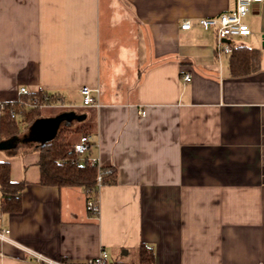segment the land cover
I'll list each match as a JSON object with an SVG mask.
<instances>
[{
    "label": "crops",
    "instance_id": "1",
    "mask_svg": "<svg viewBox=\"0 0 264 264\" xmlns=\"http://www.w3.org/2000/svg\"><path fill=\"white\" fill-rule=\"evenodd\" d=\"M235 4L0 0V119L22 88L61 99L0 142L11 180L26 183L18 213L2 212L0 190V264H37L30 252L82 264L103 249L119 264H264V0L245 19L251 34L224 42L259 50L256 73L233 77L231 54L197 24ZM62 114L50 140L31 137ZM68 126L80 130L68 142L86 131L85 157L115 172L98 217L82 187L41 184L38 148Z\"/></svg>",
    "mask_w": 264,
    "mask_h": 264
},
{
    "label": "trees",
    "instance_id": "2",
    "mask_svg": "<svg viewBox=\"0 0 264 264\" xmlns=\"http://www.w3.org/2000/svg\"><path fill=\"white\" fill-rule=\"evenodd\" d=\"M230 72L233 77H243L260 70V51L246 46H233L230 56ZM59 96L47 92H31L21 95L16 102L1 105L0 142L21 135V126L31 125L41 113L44 105L59 102ZM37 101V102H35ZM78 129L63 127L49 143L38 148L41 154V184L56 187H82L88 198L99 200L98 176L102 174L103 185L113 181L115 172L109 167L92 164L90 158L80 160L74 145L68 142L71 134L79 133ZM84 134H89L84 131ZM9 162L0 160V190L3 193L1 210L3 213H18L22 210L21 193L26 183H15L10 177ZM110 171V173H108ZM142 257L145 262L153 261V254L147 246H142Z\"/></svg>",
    "mask_w": 264,
    "mask_h": 264
},
{
    "label": "built area",
    "instance_id": "3",
    "mask_svg": "<svg viewBox=\"0 0 264 264\" xmlns=\"http://www.w3.org/2000/svg\"><path fill=\"white\" fill-rule=\"evenodd\" d=\"M263 0H236L235 7L227 12H224L213 18H199L197 24L206 30H213L217 36V53L218 54H231L233 51L232 45L225 44L226 40H233L234 38H241L249 36L251 34V28L246 23L245 19L251 10L262 3ZM182 28L189 30L192 28V22L187 20L182 24ZM185 81H191V76L186 74L184 76ZM21 95H26L29 92L22 88L20 91ZM81 93L84 97L85 105H98L94 94L99 93L98 89H91L89 87H83ZM37 102V101H35ZM92 142V135L83 134L80 137L78 143L74 145V150L79 156L80 160H83L88 153ZM92 164H98L97 159L90 158ZM110 173V171H108ZM103 187L102 174L99 173L98 176V192ZM88 212L94 216L98 217L100 213L99 200L96 201L92 198L87 200ZM8 230L0 231V238L3 240L8 239ZM32 260L37 264H71L69 262L56 261L50 258H46L41 254L30 252ZM82 264H119L112 260L110 254L103 249L100 254L96 257L89 258Z\"/></svg>",
    "mask_w": 264,
    "mask_h": 264
},
{
    "label": "water",
    "instance_id": "4",
    "mask_svg": "<svg viewBox=\"0 0 264 264\" xmlns=\"http://www.w3.org/2000/svg\"><path fill=\"white\" fill-rule=\"evenodd\" d=\"M228 42V40H227ZM264 47V44H263ZM72 117L71 114H62L54 119H39L37 120L33 127H32V132H31V137L38 139L42 142V141H48L52 138L53 134L55 133V131L57 130L59 123L61 120L65 119V118H69ZM41 134H44L45 139L43 140V138H41ZM4 145L2 146V143H0V149L3 148Z\"/></svg>",
    "mask_w": 264,
    "mask_h": 264
}]
</instances>
